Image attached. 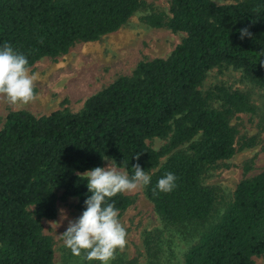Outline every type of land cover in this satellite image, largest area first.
<instances>
[{"label":"trees","instance_id":"16d2710c","mask_svg":"<svg viewBox=\"0 0 264 264\" xmlns=\"http://www.w3.org/2000/svg\"><path fill=\"white\" fill-rule=\"evenodd\" d=\"M233 1L171 0L169 20L148 16L152 25L184 32L185 38L168 57L143 60L132 74L90 96L80 111L8 114L0 130V264H54L43 219L57 216L60 190L63 199L78 198L83 212L87 188L76 172L104 165L102 155L129 175L137 163L145 169L152 178L145 195L162 220L210 217L216 194L203 175L235 155L238 132L231 116L251 108L240 90L216 86L205 94L201 86L211 69L229 65L264 89V0ZM142 6V0H0V44L25 54L32 67L78 42L118 31ZM242 29L248 31L243 37ZM214 99L221 108L212 105ZM154 138L168 142L155 149L148 143ZM167 172L176 175V188L154 190ZM112 200L119 212L135 202L125 193ZM259 256L264 170L240 181L231 206L183 264H255Z\"/></svg>","mask_w":264,"mask_h":264},{"label":"rangeland","instance_id":"374dc122","mask_svg":"<svg viewBox=\"0 0 264 264\" xmlns=\"http://www.w3.org/2000/svg\"><path fill=\"white\" fill-rule=\"evenodd\" d=\"M228 4L233 0H214ZM143 6L118 31L92 42H78L68 53L45 57L30 67L37 79L36 96L27 104L11 105L0 96V130L8 114L28 110L37 116L68 108L80 111L86 99L110 85L121 75H130L143 60L166 58L182 42L186 34L168 26H154L148 21L152 14L172 16L171 0H142ZM216 86L240 90L249 99L250 110L235 112L231 124L237 130L236 153L228 160L210 166L203 175V183L216 194L215 209L204 221L171 223L162 220L154 204L145 195V186L125 192L135 198L126 211L120 212V222L126 230L123 250H117L111 264H183L187 253L211 229L234 201V193L241 180L264 170V89L252 82L241 69L217 66L210 70L201 89L206 94ZM212 105L222 107L214 99ZM168 139L154 138L148 143L160 149ZM165 158L162 159L164 161ZM107 162L104 161V165ZM114 166L121 172L126 169ZM247 167L249 169H247ZM128 173V172H127ZM58 213L53 219H43L44 233L53 239L54 264H85L63 246L62 233L68 220L61 221V209L68 219L82 214L78 198H62L58 192ZM92 264H99L93 261ZM255 264H264V256L255 257Z\"/></svg>","mask_w":264,"mask_h":264},{"label":"clouds","instance_id":"9594fccd","mask_svg":"<svg viewBox=\"0 0 264 264\" xmlns=\"http://www.w3.org/2000/svg\"><path fill=\"white\" fill-rule=\"evenodd\" d=\"M247 34V29L241 30L242 37ZM36 79L25 54L16 51L11 44H0V96L11 105L27 104L36 96ZM102 159L107 162L105 165L76 172L78 183L85 182L87 188L82 214L68 219L66 210L61 209L60 222L68 220L62 233L63 246L74 256L81 257L85 264L93 261L111 264L116 251L123 250L126 230L112 198L147 186L152 179L139 163L132 166L134 171L129 175L119 171L108 155H102ZM176 181V175L167 172L157 180L154 190L172 192L177 186Z\"/></svg>","mask_w":264,"mask_h":264}]
</instances>
